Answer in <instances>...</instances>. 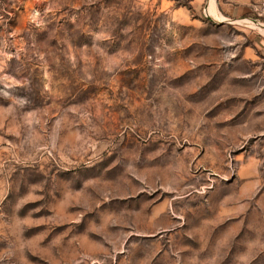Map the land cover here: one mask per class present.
Here are the masks:
<instances>
[{"label": "rangeland", "instance_id": "374dc122", "mask_svg": "<svg viewBox=\"0 0 264 264\" xmlns=\"http://www.w3.org/2000/svg\"><path fill=\"white\" fill-rule=\"evenodd\" d=\"M226 1L0 0V264H264L261 0Z\"/></svg>", "mask_w": 264, "mask_h": 264}, {"label": "crops", "instance_id": "0c3cea01", "mask_svg": "<svg viewBox=\"0 0 264 264\" xmlns=\"http://www.w3.org/2000/svg\"><path fill=\"white\" fill-rule=\"evenodd\" d=\"M225 3L224 10L229 15L244 14L247 10L245 6H242L244 5V0H229Z\"/></svg>", "mask_w": 264, "mask_h": 264}, {"label": "built area", "instance_id": "2783aa9c", "mask_svg": "<svg viewBox=\"0 0 264 264\" xmlns=\"http://www.w3.org/2000/svg\"><path fill=\"white\" fill-rule=\"evenodd\" d=\"M254 11L260 21L259 24L264 27V0H261L254 8Z\"/></svg>", "mask_w": 264, "mask_h": 264}, {"label": "bare ground", "instance_id": "6f19581e", "mask_svg": "<svg viewBox=\"0 0 264 264\" xmlns=\"http://www.w3.org/2000/svg\"><path fill=\"white\" fill-rule=\"evenodd\" d=\"M209 6H210L209 9H208L209 14H213V13H215V9H214V3H213V1H211V4H210ZM213 15H214V14H213Z\"/></svg>", "mask_w": 264, "mask_h": 264}]
</instances>
